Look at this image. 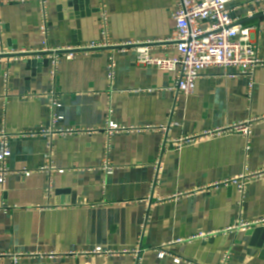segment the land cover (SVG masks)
Returning a JSON list of instances; mask_svg holds the SVG:
<instances>
[{"label": "crops", "instance_id": "obj_1", "mask_svg": "<svg viewBox=\"0 0 264 264\" xmlns=\"http://www.w3.org/2000/svg\"><path fill=\"white\" fill-rule=\"evenodd\" d=\"M98 7L99 0H48L49 46L99 42ZM227 7L238 23L256 27L252 39L264 58L261 2L231 0ZM176 9L177 0H107L111 38L161 41L153 55L177 56L165 42ZM0 20V132L11 135L5 164L12 171L0 184V264H13L11 253L32 254L18 264H134L135 254L124 252L134 249H142L140 264H220L225 251L231 253L228 264H264V174L241 180L244 194L237 184L221 182L264 170V66L252 81L233 75L236 68L205 69L188 96L174 89L173 72L138 64L133 49L101 48L78 51L73 59L60 53L53 84L52 54H40L45 46L39 4L1 3ZM21 51L29 54L15 55ZM112 56L110 84L106 67ZM53 90L61 105L57 129H94L108 119L151 128L116 135L110 146L104 132L56 134L51 161L64 173L42 170L47 137L25 133L52 126ZM28 92L34 97L26 98ZM254 118L263 120L248 138L229 134L162 150L166 139ZM106 156L115 166L112 173L102 168ZM180 239L192 240L173 244ZM96 247L120 253H82ZM159 249L169 255L159 257Z\"/></svg>", "mask_w": 264, "mask_h": 264}, {"label": "built area", "instance_id": "obj_2", "mask_svg": "<svg viewBox=\"0 0 264 264\" xmlns=\"http://www.w3.org/2000/svg\"><path fill=\"white\" fill-rule=\"evenodd\" d=\"M27 1H36L42 12L43 22L40 25L39 32L44 42V49L40 54H52V69L50 70L52 82L55 84L58 69V56L63 53L67 59H73L78 51L81 50H96L101 48H115L120 51H127L133 49L136 53L137 63L143 66L156 67L162 71H170L174 73V89L185 95H193L196 89L197 80L201 77L203 70L211 67H220L224 70L236 68V76L248 77L251 81L254 79L255 71L259 66H264V58L260 54V47L257 41L252 39L253 32L256 27L244 26L233 19L230 15V10L227 5L231 0H177V9L172 13L174 26L170 37L165 41L174 46L178 51L177 56H155L152 54L153 45L161 41H128L117 43L111 38L109 31V15L107 11V0H99V21L101 25V40L93 42L87 46H73V47H58L52 48L48 44L49 27L47 15L48 0H0L1 3H24ZM261 2V8L264 12V0ZM4 31V23L0 20V37ZM28 51H21L20 54H26ZM6 54V52L2 51ZM107 78L111 84L115 78L116 63L113 56L107 67ZM6 100L10 99L9 73H4ZM252 88V85H251ZM26 98H33V93L28 92ZM50 108L53 119V124L50 129L39 132L29 131L27 135L34 136L36 134H43L47 137L48 152L46 158L48 164L42 170L49 172L57 171L64 173V169H58L51 161L53 151V137L54 135H73L81 133H96L104 132L107 137L108 146L111 145L113 137L116 135L142 131L150 129L151 127H139L136 125H120L111 119H108L104 127L94 129L78 128V129H57L56 123L60 119L56 110L61 106L58 102L57 93L55 90L50 93ZM263 119L254 118L224 127H219L213 130L206 131L200 135L188 136L175 141L164 140L162 143V150L172 146L173 148H181L185 144H191L201 139L219 137L229 134H241L244 137H249L255 123H259ZM166 129V128H165ZM11 135L6 131L0 132V184H3L8 175L12 173L10 168L5 164L6 159L11 155V148L9 140ZM159 163H156L158 169ZM102 168L107 173H112L115 169L109 157H105ZM26 175H30L31 171L24 170ZM264 174V170L246 173L239 178L223 179V184H237L239 191L244 194V183L240 182L244 179H253ZM155 183L153 184V188ZM51 189L47 190L49 194ZM5 207V205H3ZM8 208V207H7ZM264 224V221L259 222ZM241 227H248L249 224L241 223ZM204 236V235H199ZM198 237V236H197ZM195 238V237H192ZM188 240H177L173 244H183ZM142 249H134L132 251H124L135 254L136 261L134 264H140V252ZM83 254L111 256L120 253L118 250L107 249L104 247H96L91 251H83ZM29 253H11L13 264H18L24 257L31 256ZM169 255L164 249H159V257L164 258ZM231 253L225 251L222 255L220 264H228ZM174 261L180 263L183 261L180 257H175Z\"/></svg>", "mask_w": 264, "mask_h": 264}, {"label": "water", "instance_id": "obj_3", "mask_svg": "<svg viewBox=\"0 0 264 264\" xmlns=\"http://www.w3.org/2000/svg\"><path fill=\"white\" fill-rule=\"evenodd\" d=\"M63 3H66V4H68V3H70L71 1H74V3H77V1L78 0H61ZM29 54V53H28ZM28 54H25L26 56L28 55ZM15 55H20V56H24V55H21V54H15ZM34 55V54H33ZM36 55H40V54H36ZM42 55V54H41Z\"/></svg>", "mask_w": 264, "mask_h": 264}]
</instances>
